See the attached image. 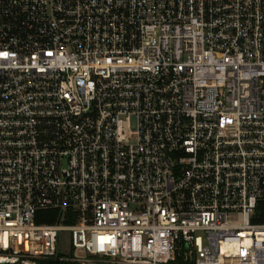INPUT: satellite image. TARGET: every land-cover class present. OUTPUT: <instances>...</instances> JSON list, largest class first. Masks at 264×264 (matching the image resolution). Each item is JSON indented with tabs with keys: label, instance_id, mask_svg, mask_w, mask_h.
<instances>
[{
	"label": "built area",
	"instance_id": "1",
	"mask_svg": "<svg viewBox=\"0 0 264 264\" xmlns=\"http://www.w3.org/2000/svg\"><path fill=\"white\" fill-rule=\"evenodd\" d=\"M261 201L264 0H0V264H264Z\"/></svg>",
	"mask_w": 264,
	"mask_h": 264
},
{
	"label": "trees",
	"instance_id": "2",
	"mask_svg": "<svg viewBox=\"0 0 264 264\" xmlns=\"http://www.w3.org/2000/svg\"><path fill=\"white\" fill-rule=\"evenodd\" d=\"M48 211H41L40 214H46ZM255 222H264V201L258 204V215L254 218ZM38 264H78L71 260H61L60 257H48L40 259Z\"/></svg>",
	"mask_w": 264,
	"mask_h": 264
},
{
	"label": "rangeland",
	"instance_id": "3",
	"mask_svg": "<svg viewBox=\"0 0 264 264\" xmlns=\"http://www.w3.org/2000/svg\"><path fill=\"white\" fill-rule=\"evenodd\" d=\"M55 217H56V214L50 212L49 214L47 213L46 216H43V218H39L38 222H41V223H54L56 221ZM60 252L63 255H66V256H69V257H71L73 255L72 246L70 244V241L68 239V235L66 233H64L63 237H62V243H61Z\"/></svg>",
	"mask_w": 264,
	"mask_h": 264
}]
</instances>
